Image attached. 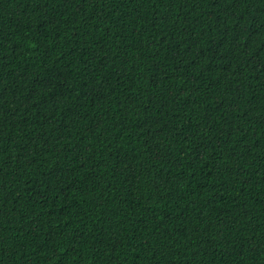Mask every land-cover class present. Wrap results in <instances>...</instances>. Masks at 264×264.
Listing matches in <instances>:
<instances>
[{
	"label": "trees",
	"instance_id": "1",
	"mask_svg": "<svg viewBox=\"0 0 264 264\" xmlns=\"http://www.w3.org/2000/svg\"><path fill=\"white\" fill-rule=\"evenodd\" d=\"M0 264H264V0H0Z\"/></svg>",
	"mask_w": 264,
	"mask_h": 264
}]
</instances>
